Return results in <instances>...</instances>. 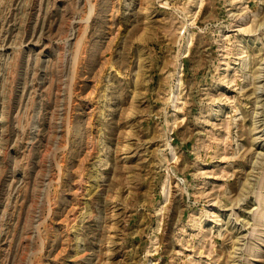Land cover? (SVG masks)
Wrapping results in <instances>:
<instances>
[{
    "label": "rangeland",
    "instance_id": "374dc122",
    "mask_svg": "<svg viewBox=\"0 0 264 264\" xmlns=\"http://www.w3.org/2000/svg\"><path fill=\"white\" fill-rule=\"evenodd\" d=\"M0 264H264V0H0Z\"/></svg>",
    "mask_w": 264,
    "mask_h": 264
}]
</instances>
